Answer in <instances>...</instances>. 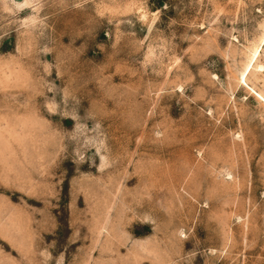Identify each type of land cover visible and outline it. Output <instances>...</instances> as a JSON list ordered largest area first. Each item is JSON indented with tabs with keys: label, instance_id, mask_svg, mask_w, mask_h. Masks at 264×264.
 I'll return each mask as SVG.
<instances>
[{
	"label": "rangeland",
	"instance_id": "rangeland-1",
	"mask_svg": "<svg viewBox=\"0 0 264 264\" xmlns=\"http://www.w3.org/2000/svg\"><path fill=\"white\" fill-rule=\"evenodd\" d=\"M0 264H264V0H0Z\"/></svg>",
	"mask_w": 264,
	"mask_h": 264
}]
</instances>
